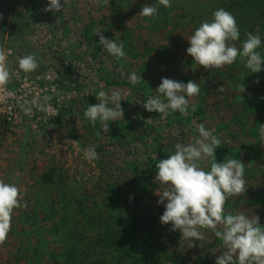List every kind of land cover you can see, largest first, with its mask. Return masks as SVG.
I'll return each instance as SVG.
<instances>
[{
    "label": "rangeland",
    "instance_id": "374dc122",
    "mask_svg": "<svg viewBox=\"0 0 264 264\" xmlns=\"http://www.w3.org/2000/svg\"><path fill=\"white\" fill-rule=\"evenodd\" d=\"M155 2L66 0L64 5L61 0L64 7L53 13L44 11L48 0H0V47L12 49V55L8 56L9 68L40 83L49 77L58 86L57 98L67 105L61 119L49 131L34 132L25 125L17 135L7 129L0 117L3 135L0 166L7 135H10L13 141L5 182L17 184L24 197L21 203L27 204L26 208L14 211L21 216L14 224L21 226L17 245L26 248L25 255L31 264H55L52 254L61 252L64 234H55L49 217L52 192L60 180L65 183L63 191L68 197L91 194L90 207H102L107 186L121 185L125 177L126 184L132 188L126 186L122 192L128 211L147 215L153 209L165 208L167 201L158 203L157 192H162L164 186L155 182V164L172 154L176 143L194 142L199 136V123L222 140L216 149L218 163L231 156L245 165L246 192L229 198L225 212L254 216L261 208L257 198L264 200V142L259 138L258 128L264 124V109L255 110L254 106L258 101L264 103V95L250 91V87L252 79L264 72V65L259 73L246 70L244 78L231 86L229 83L237 80L234 71L227 66L205 70L186 53L190 46L187 38L198 27L189 14L205 17L220 0H172L169 21L160 15L155 18L139 15L144 5ZM98 32L107 39L122 41L126 57L117 60L110 56L99 43ZM33 53L39 68L26 74L19 70L17 58ZM133 71L144 81L137 85L129 83ZM162 78L200 84L201 94L190 98L187 117L178 112L163 115L145 109L143 104L149 96L158 95L155 91ZM215 78L218 87L213 86ZM247 79L250 83H243ZM242 83L246 91L236 93L235 89ZM221 86L224 91L219 92ZM7 87L17 88L13 77ZM99 91L109 96L119 91L122 96L124 117L109 122L108 133L99 121L92 126L84 117L88 105L99 103L96 99ZM57 98L52 96L51 100ZM108 106L114 105L109 102ZM191 106L197 111L192 112ZM73 140L79 141L78 146L70 143ZM92 145L97 146L99 153L95 161L84 156V150ZM171 227L167 224L166 237H177L174 245L185 253L186 259L192 261L197 252H203L210 259L212 249L222 254L221 243L216 244L210 230L202 231L211 243L204 242L203 248L187 249L181 247L180 232L172 231Z\"/></svg>",
    "mask_w": 264,
    "mask_h": 264
},
{
    "label": "clouds",
    "instance_id": "9594fccd",
    "mask_svg": "<svg viewBox=\"0 0 264 264\" xmlns=\"http://www.w3.org/2000/svg\"><path fill=\"white\" fill-rule=\"evenodd\" d=\"M65 2L66 0L64 5ZM64 5L61 4V0H48L44 11L59 12ZM159 6L170 8L172 0H157V3L152 6L146 4L139 15L155 18L158 15ZM96 35H99V43L110 56L117 60L126 57L122 41L118 43L107 39L100 32ZM239 38L240 27L236 17L230 11L218 8L212 13L210 21L202 22L187 38L190 46L186 49V53L205 70L230 66L239 58L251 73H259L264 64V56L258 51L262 45L259 32L256 34L248 32L241 48L234 43ZM10 55H12V49L5 50L0 47V87L6 86L12 79L13 72L8 66ZM17 61L19 70L26 74L39 68V62L34 53L18 57ZM141 80H143L141 75L134 71L129 76V83L132 85L139 84ZM256 83H259V80ZM237 87L240 93L246 91L243 83ZM218 91H224L223 86ZM155 92L158 95L149 96L143 104L148 112L163 115L178 112L180 116L187 117L190 98L201 94V86L192 80L184 83L162 78ZM51 99L52 97L46 96L41 104L34 98L30 102L25 101L19 107L26 115H31L32 106H36L56 116L58 114L48 104ZM96 99L99 103L88 105L84 111V117L92 126L99 121L103 131L108 133L109 122H116L124 117L120 103L121 93L113 91L109 96L105 91H99ZM109 102L114 106L109 107ZM8 111L11 113L12 109L9 108ZM191 111L195 112L197 108L191 106ZM197 131L199 136L194 142L176 143L174 152L155 164L157 170L155 182L164 186L162 192H157L160 196L158 203L165 204L167 201L165 210L159 218L161 224L170 223L172 231L178 230L181 234V247L186 246L187 249L203 248L204 242L211 243L206 240L202 231L210 230L221 242L223 248L222 254L216 257L215 264H264V226L260 224L259 216H248L243 212H225V205L229 198L246 192L245 165L231 156L225 158L224 162L218 163L216 149L222 145V140L203 123L197 125ZM258 133L260 140L264 142V124L259 125ZM97 135L101 133L98 132ZM70 143L78 146L79 141L73 140ZM96 147L92 145L84 150L87 160L99 159ZM204 162H207V166ZM23 198V193L17 184L6 183L0 179V245L8 239L14 211L27 207L26 202L21 203ZM197 241L201 243L197 244ZM211 251L215 253L217 249Z\"/></svg>",
    "mask_w": 264,
    "mask_h": 264
},
{
    "label": "trees",
    "instance_id": "16d2710c",
    "mask_svg": "<svg viewBox=\"0 0 264 264\" xmlns=\"http://www.w3.org/2000/svg\"><path fill=\"white\" fill-rule=\"evenodd\" d=\"M214 5L210 14L205 17L189 15L199 26L205 20L210 21L212 13L218 8L230 11L240 27V38L234 42L236 46L242 47L248 32L253 34L259 32L262 45L258 51L264 56V0H220ZM158 15L165 17V21L170 20L168 8L159 6ZM227 67L237 76V80L229 83L231 86L241 81L248 70L239 58ZM230 76L233 74L230 73ZM257 80L259 83H256ZM245 82L250 83V79L243 81ZM212 83L218 87L216 78ZM251 84L250 91L254 90L255 93L264 95V72L254 77ZM235 92L238 93V89H235ZM254 109L263 111L264 103L258 101ZM125 174L126 171H123V175ZM122 180L121 185L107 186L104 192L106 199L102 207L97 205L90 207L91 194H85L80 198L68 197L63 191L65 183L59 181L57 188L52 192L49 216L55 234L57 236L64 234L59 247L61 252L58 255L52 254L54 257H51L55 264H191L192 261L193 264H215L216 257L220 255L217 251L211 253L210 259H206L204 253L200 252L190 261L186 259L185 253L174 245L177 237H166L167 225L161 224L159 219L165 208L153 209L147 215L139 211H128V207L122 201V192L126 191V186L131 188V184H126L125 177ZM93 197L96 199V195ZM260 199L262 200L261 197L257 198L258 201ZM218 241L216 239V244Z\"/></svg>",
    "mask_w": 264,
    "mask_h": 264
},
{
    "label": "built area",
    "instance_id": "2783aa9c",
    "mask_svg": "<svg viewBox=\"0 0 264 264\" xmlns=\"http://www.w3.org/2000/svg\"><path fill=\"white\" fill-rule=\"evenodd\" d=\"M65 67H69V64L65 63ZM12 77L17 84L15 90L9 89L7 85L0 87V117L7 129L17 135L20 134L22 127L25 125L30 127L34 132L51 130L54 123L61 119L63 108H67L63 99L57 98L59 95L57 94L59 91L58 86L53 85V80H50L49 77L46 78L45 83H40L19 73L17 75V72H13ZM9 93H14V95H9ZM46 96H55L57 98L56 101L50 100L48 104L58 115H50L36 106H32L31 115H26L19 107L25 101L30 102L34 98L42 104ZM9 108L12 109L11 113L8 111ZM2 141L3 135L0 134V151L2 150Z\"/></svg>",
    "mask_w": 264,
    "mask_h": 264
},
{
    "label": "crops",
    "instance_id": "0c3cea01",
    "mask_svg": "<svg viewBox=\"0 0 264 264\" xmlns=\"http://www.w3.org/2000/svg\"><path fill=\"white\" fill-rule=\"evenodd\" d=\"M24 127V126H23ZM22 127V129H23ZM21 132V131H20ZM13 139L10 135H7L4 154L2 155V161L0 166V179H5L9 176L8 175V163L9 159L8 156L10 154V146L12 145ZM261 201V204H260ZM32 205V204H31ZM258 206H261V208H258L257 216L260 218V224H264V200L260 199ZM21 218L20 213L13 214L12 218V228L8 235L7 241L0 245V264H31L27 258H26V248H23L22 246H18V240L20 238L19 235L22 234V231L19 229L21 228L20 224L17 222L14 224V221H18ZM263 222V223H262ZM11 243V244H10ZM199 253L195 255V257ZM18 255H21V257H17ZM30 257V255H28ZM27 256V257H28Z\"/></svg>",
    "mask_w": 264,
    "mask_h": 264
}]
</instances>
